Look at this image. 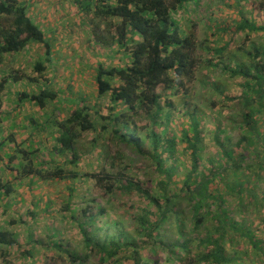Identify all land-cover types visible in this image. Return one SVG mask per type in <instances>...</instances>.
<instances>
[{
  "label": "trees",
  "instance_id": "1",
  "mask_svg": "<svg viewBox=\"0 0 264 264\" xmlns=\"http://www.w3.org/2000/svg\"><path fill=\"white\" fill-rule=\"evenodd\" d=\"M249 1L231 0L229 9L242 13L243 5L260 3L255 9L264 11V0ZM88 3H79L81 15L110 22H93L97 44L108 48L109 60L98 65L95 77L98 97L109 98L107 113L97 111L95 119L80 101L60 119L44 114L36 125L43 130L51 124L54 140L44 150L34 132L23 142L16 133L5 134L2 106L8 88L19 84L26 88L17 93L19 106L27 102L44 111L58 100V92L41 82L52 45L31 17L29 2L0 0V160L12 146L5 167L17 175L11 181L0 177V196H11L25 178L65 183L63 211L78 238L72 247L57 240L55 230L47 243L30 234L24 258H36L43 248L59 264H264V43L250 41L245 49L209 42L212 35L234 40L264 32V26L253 15L221 21L210 0ZM197 27L206 29L204 39ZM34 44L46 53L30 73L7 67ZM225 76L235 81V93L222 81ZM198 81L211 96L205 101L210 110L233 102L228 124L203 112L194 95ZM176 112L184 119L179 131L172 128ZM143 118L150 124L141 126ZM208 120L212 127L206 129ZM98 126L97 149L87 154L100 167L86 172L78 143ZM104 133L109 137L102 138ZM206 139L215 148L205 153ZM79 183L86 185L82 193ZM22 246L15 232L0 230L5 259Z\"/></svg>",
  "mask_w": 264,
  "mask_h": 264
},
{
  "label": "rangeland",
  "instance_id": "2",
  "mask_svg": "<svg viewBox=\"0 0 264 264\" xmlns=\"http://www.w3.org/2000/svg\"><path fill=\"white\" fill-rule=\"evenodd\" d=\"M21 2H29V13L33 20L47 33V38L52 45V60L49 62L45 75L41 78L43 86H49L52 90L58 92L59 98L57 101L49 104L46 110L41 111L36 105L30 103L22 104L19 106L17 103V93L22 92L25 88L24 84L11 85L8 88V93L3 98V128L5 134L9 136L11 133H16L18 141H27L31 133L34 132L36 137L35 141L42 140L37 145L42 146V149L47 150L54 145V140L50 136L52 132L51 124L46 123V127L41 130L36 122L42 123L45 121L44 114L52 118L60 119L63 110L65 113H71L74 110L75 104L82 101L85 102L91 109L95 119L101 115H106V107L109 104L108 97H98V86L96 84V70L99 64L108 62L107 46L97 44L98 40L93 34V22L109 24L110 22L100 18L99 16L91 13L81 15L78 11L79 3H87L94 0H20ZM80 1V2H78ZM220 0H210L215 2L216 17L221 21H239L241 16L253 20L261 26H264V11L259 7L255 9L260 3H255L253 6H242V13L236 10L233 12L229 9V2ZM253 0H250L252 2ZM232 3H234L232 1ZM243 9L244 12H243ZM247 10L250 13L247 14ZM234 30V28H232ZM200 38L204 39L207 32L203 27L195 28ZM210 31V30H209ZM104 34L106 30L101 31ZM211 31L208 33L210 34ZM213 33V32H212ZM245 36L239 34L234 36V40L230 35L220 34L210 37L213 44L219 46L231 42L230 46L239 47L248 46L251 42L264 43V32H256ZM251 41V42H250ZM245 49H248L246 47ZM45 47L40 44L29 46L23 53L14 55L7 63L8 68L23 75L30 73L33 70V64L40 58L45 57ZM118 64V61L115 62ZM207 69H201L198 78L202 74L208 73ZM8 73H11L7 71ZM3 76V75H2ZM226 81V87L229 92L235 93L237 86L234 85V80L229 76H225L222 80ZM201 81L194 84V95L198 97L199 102H203L200 106L205 110L203 112L211 117H219L222 122L229 123V115L233 112V102L229 104L228 108L217 106L216 109L210 110L211 106L205 104L208 97V91L201 87ZM34 87H40L41 84H32ZM26 89V88H25ZM180 99H176L179 102ZM179 113L173 114L172 128L179 131L182 119ZM149 119H141L140 125H148ZM205 128L212 127L211 121L203 122ZM101 128L98 126V131H90L83 133L79 140L80 152L86 155L81 164V170L92 172L96 167H100L98 163L93 160L87 153H91L97 149L94 147V138L99 135ZM102 138H107V134H103ZM205 153L214 150L215 146L213 141L206 139ZM103 139H99L100 144H104ZM107 142V141H106ZM96 146V145H95ZM14 148L9 146L6 152L15 153ZM129 155H132L130 150H126ZM5 152V153H6ZM113 152V151H112ZM0 162V177L4 181H11L16 177V173L12 172L9 168L5 167L7 164V157ZM20 182V181H18ZM85 184H78L79 193L85 188ZM15 192L9 197L0 196V230L10 229L20 237V243L23 245L20 249H13L11 255L6 259L3 257V251L0 250V264H59L53 260V253L47 252L43 248L39 249L36 253V258L25 259L22 255L23 252L30 248L29 237L33 235L34 240H39L47 243L53 230L58 232L57 240L67 245L68 243L73 247L77 241V231L74 224L66 221V213L63 211L66 199V184L65 183H44L41 180H35L33 183L30 179L25 178L23 182L15 183ZM78 199L81 200L79 195ZM49 207V212L47 211ZM13 221L14 224H11ZM17 250V251H16Z\"/></svg>",
  "mask_w": 264,
  "mask_h": 264
}]
</instances>
